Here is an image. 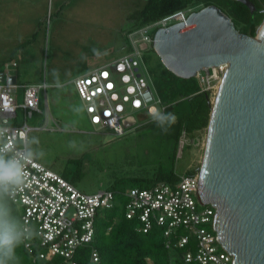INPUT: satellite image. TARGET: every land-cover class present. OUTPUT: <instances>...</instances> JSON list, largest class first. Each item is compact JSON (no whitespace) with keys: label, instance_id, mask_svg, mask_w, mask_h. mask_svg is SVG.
I'll use <instances>...</instances> for the list:
<instances>
[{"label":"built area","instance_id":"1","mask_svg":"<svg viewBox=\"0 0 264 264\" xmlns=\"http://www.w3.org/2000/svg\"><path fill=\"white\" fill-rule=\"evenodd\" d=\"M194 12V8H187L129 33L133 45L131 53L74 80L95 131L124 136L141 127L140 120L149 118L153 107L166 111L152 90V78L142 50H147L149 45L153 48L158 30L185 23ZM137 35L143 37L141 48L135 39ZM16 66V63L6 65L9 70ZM228 67V64H220L198 72L195 78L202 91L216 95ZM4 73L3 81H0V128L5 130L6 141L0 140V149L21 158V153L27 152L26 138L33 130L28 121L41 112L40 94L47 86H24L23 102L20 103L17 87L9 84L7 72ZM148 91L152 93L151 101L145 97ZM95 117H99L98 122ZM48 121L46 116V125ZM190 139L188 132L183 130L178 158L190 145ZM199 179V172L184 173L175 183L158 182L147 188L105 189L86 194L35 158L26 165L24 185L9 199L21 209L19 225L32 227L35 231L33 238L23 243L34 262L77 264L75 255L85 247L92 248V262H99V253L93 247L99 213L114 209L123 199L125 217L137 221L143 233L159 229L165 248L170 252L183 251L185 263L234 264L235 256L218 242L214 228L216 209L199 200Z\"/></svg>","mask_w":264,"mask_h":264},{"label":"rangeland","instance_id":"2","mask_svg":"<svg viewBox=\"0 0 264 264\" xmlns=\"http://www.w3.org/2000/svg\"><path fill=\"white\" fill-rule=\"evenodd\" d=\"M146 1L43 0L40 27L30 42L24 44V55L21 50L15 59L19 64V92L23 85L47 86L40 94L41 112L28 121L33 130L28 135L27 152L31 150L34 158L59 175L71 178L79 171L75 186L86 194L130 189L136 186L132 178L153 177L160 167L169 170L172 166V142L150 117L138 121L141 127L117 137L110 131H95L86 111L76 112L84 104L74 80L132 52L128 34L134 29L135 17ZM4 36L0 35V63L8 50L5 45H10V40H3ZM142 38L135 37L139 48ZM93 49L101 55L96 56ZM142 52L149 61L145 62L147 68L159 63L160 58L151 45ZM82 56L87 59H81ZM6 59L5 62H11L10 58ZM6 65L0 64L1 72L9 71ZM152 90L158 97L153 85ZM215 96L211 95L212 102ZM33 137L39 144L30 140ZM206 137L207 130L191 137L182 157H177V172L184 174L185 170L194 169L199 172ZM72 141L76 142L75 148L69 147Z\"/></svg>","mask_w":264,"mask_h":264},{"label":"water","instance_id":"3","mask_svg":"<svg viewBox=\"0 0 264 264\" xmlns=\"http://www.w3.org/2000/svg\"><path fill=\"white\" fill-rule=\"evenodd\" d=\"M236 1L257 10L249 0ZM153 41L164 67L182 79L229 66L213 100L199 200L216 209L218 242L235 256L234 264H264V22L252 37L211 5L158 30ZM16 74L6 75L17 87ZM145 97L151 101L152 93Z\"/></svg>","mask_w":264,"mask_h":264},{"label":"trees","instance_id":"4","mask_svg":"<svg viewBox=\"0 0 264 264\" xmlns=\"http://www.w3.org/2000/svg\"><path fill=\"white\" fill-rule=\"evenodd\" d=\"M249 1L256 7V12H252L245 4L236 0H147L135 17L136 23L131 32L187 8H194L197 12L214 5L232 19L238 31L254 37L258 27L264 22V0ZM144 62L148 63V58L144 57ZM148 70L157 96L166 107L165 113H174L177 119L165 132L173 145L171 168L165 170L160 167L153 177L132 178L136 184L134 187L138 188H147L158 182L177 181L183 174L177 172L175 168L181 133L186 130L189 136L193 137L196 132L207 130L213 106L210 93L202 91L196 78L182 79L175 76L164 67L161 60ZM197 171L185 170L184 173L194 174ZM63 177L75 185L80 173L77 171L71 178L66 175ZM0 204L5 209L6 218L19 225L20 211L8 195L0 200ZM95 227L93 247L99 253V262H92V248L85 247L80 248L75 255L77 264H197L185 263L182 259L183 251H176L172 255V252L165 248L159 229L149 233L140 231L137 221L125 217L123 199L119 200L114 209L100 212ZM16 256L18 264H48L43 260L34 262L23 244L16 249Z\"/></svg>","mask_w":264,"mask_h":264},{"label":"clouds","instance_id":"5","mask_svg":"<svg viewBox=\"0 0 264 264\" xmlns=\"http://www.w3.org/2000/svg\"><path fill=\"white\" fill-rule=\"evenodd\" d=\"M93 52L98 57L101 55L97 49H93ZM81 59H87V57L82 56ZM53 74L57 75L55 72ZM86 110V107L82 105L81 108L76 109V112L83 113ZM149 116L164 132H167L177 119L174 113H165L155 107L150 110ZM94 120L98 122L99 117H95ZM65 131H67V126H65ZM0 140L6 141L3 128H0ZM30 140L39 144V140L35 137L30 138ZM69 147L75 148L76 142H70ZM81 150H83V146H81ZM43 154L41 152L42 156ZM32 161H35V158L31 150L22 152L21 158H16L10 154H5L0 149V200L5 195L14 196L24 185L26 165ZM6 216L5 209L0 204V264H18L16 249L26 240L32 239L35 231L32 227L18 225L16 222L7 219Z\"/></svg>","mask_w":264,"mask_h":264},{"label":"crops","instance_id":"6","mask_svg":"<svg viewBox=\"0 0 264 264\" xmlns=\"http://www.w3.org/2000/svg\"><path fill=\"white\" fill-rule=\"evenodd\" d=\"M45 1L46 0H44V2ZM42 3L43 0H0V35H5L3 40H10V45H5L8 46V50L4 52L3 58L1 59L2 63L0 64L4 65L5 63H16L17 66L12 67V70L17 71L16 75L18 85L19 64L15 59L18 52H20L21 50V53H23L22 55H24V44L26 43V41L30 42V39L36 35L40 27V16L42 14L41 8H43ZM9 35H12V39H10ZM1 56L2 55H0V57ZM7 57L10 58L11 62H5L7 60ZM1 73L3 72H1L0 70V74ZM24 86L28 85H23L22 88ZM22 88L21 92L16 89L17 99L20 103L23 102Z\"/></svg>","mask_w":264,"mask_h":264}]
</instances>
